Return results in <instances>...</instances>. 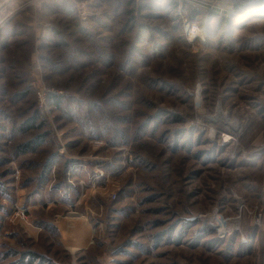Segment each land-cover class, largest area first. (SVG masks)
<instances>
[{
    "label": "rangeland",
    "instance_id": "rangeland-1",
    "mask_svg": "<svg viewBox=\"0 0 264 264\" xmlns=\"http://www.w3.org/2000/svg\"><path fill=\"white\" fill-rule=\"evenodd\" d=\"M127 1L0 0V264H264V17Z\"/></svg>",
    "mask_w": 264,
    "mask_h": 264
},
{
    "label": "built area",
    "instance_id": "built-area-1",
    "mask_svg": "<svg viewBox=\"0 0 264 264\" xmlns=\"http://www.w3.org/2000/svg\"><path fill=\"white\" fill-rule=\"evenodd\" d=\"M157 2L168 3V7L173 14L182 21L186 38L190 42H204L205 28L198 22L189 19L191 11L203 12L204 15L210 16V18H224L234 20L242 17V12L246 9L264 5V0H157ZM199 14L196 15V18ZM225 120L223 122H226ZM213 132V131H212ZM220 132V131H219ZM222 144L235 143L236 140L231 136H226L221 133ZM259 140L247 153V159L250 161L259 160L263 164L264 168V136L258 138ZM263 210L257 211L253 214V224L259 227L262 224ZM223 223L229 220H221ZM233 225V224H232ZM232 225H229L230 228ZM237 229V228H236ZM233 229L228 228V232ZM225 231H218L219 234H224Z\"/></svg>",
    "mask_w": 264,
    "mask_h": 264
},
{
    "label": "trees",
    "instance_id": "trees-1",
    "mask_svg": "<svg viewBox=\"0 0 264 264\" xmlns=\"http://www.w3.org/2000/svg\"><path fill=\"white\" fill-rule=\"evenodd\" d=\"M153 1H157V0H153ZM133 2V0H128L127 1V5L131 4ZM193 12L195 11H191L190 12V19L193 21ZM132 13V11H130V14ZM196 15V14H195ZM203 17H208L207 15H204ZM244 17H249V18H261L264 17V5H259V6H255L249 9H246L242 12V18ZM196 18V17H195ZM129 25L131 26L134 22V17H130L129 18ZM237 20H240L239 18H237ZM236 20V21H237ZM236 21L234 20H229V19H224V18H220L218 24H224L226 27L231 28L233 25L237 24ZM217 24V25H218ZM216 25V27H217ZM62 102V98L59 96H53L51 97V104H53L54 106H56V108H59L60 104ZM37 120V114L33 115L32 118H30L27 121V127L28 128H40V126H35V122ZM49 135V133H44L42 135L36 136L34 139L27 141L25 144L21 145L22 149L26 148V150H31L33 149L36 145L41 144V142L43 141V139H45L47 136ZM21 149V150H22ZM24 151V150H23Z\"/></svg>",
    "mask_w": 264,
    "mask_h": 264
},
{
    "label": "bare ground",
    "instance_id": "bare-ground-1",
    "mask_svg": "<svg viewBox=\"0 0 264 264\" xmlns=\"http://www.w3.org/2000/svg\"><path fill=\"white\" fill-rule=\"evenodd\" d=\"M218 120V119H217ZM217 123H218V121H217ZM220 127V131L224 134V135H226V136H231L232 134V132L233 133H235L236 131H239V130H236L235 128V125L234 126H231L230 128H227V127H225V128H223V127H221L220 125L218 126V128ZM233 138V137H232ZM234 139V138H233ZM216 223H219V227L221 226V227H224L225 225H224V223L220 220V219H218L217 221H216Z\"/></svg>",
    "mask_w": 264,
    "mask_h": 264
}]
</instances>
